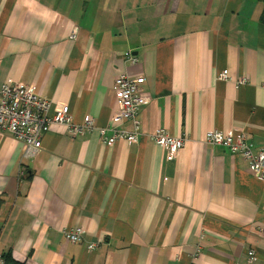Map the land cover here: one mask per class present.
I'll use <instances>...</instances> for the list:
<instances>
[{"label":"crops","instance_id":"1","mask_svg":"<svg viewBox=\"0 0 264 264\" xmlns=\"http://www.w3.org/2000/svg\"><path fill=\"white\" fill-rule=\"evenodd\" d=\"M263 10L264 0H0V88L29 86L50 113L67 106L74 123L96 126L70 138L51 124L29 157L0 131V256L245 264L252 250L264 264V180L204 142L241 132L264 151ZM121 74L142 77L149 102L136 142L105 145ZM158 129L183 138L176 156L151 140ZM75 228L81 243L65 238Z\"/></svg>","mask_w":264,"mask_h":264},{"label":"built area","instance_id":"2","mask_svg":"<svg viewBox=\"0 0 264 264\" xmlns=\"http://www.w3.org/2000/svg\"><path fill=\"white\" fill-rule=\"evenodd\" d=\"M124 58L131 65L138 63L136 57L130 52L124 54ZM222 80L228 79V74L223 71L219 74ZM247 80L243 78L240 84ZM144 79L128 74L119 75L113 83L114 101L117 111L113 115L112 127L100 128V140L105 145H113L118 140L125 139L130 143L138 140L139 121L138 115L149 98L143 90ZM123 122H131L132 132L118 131L116 126ZM51 124L62 125L66 128L70 138H75L91 132L96 128L94 120L86 116L80 123H74L67 106H58L52 113L49 103L35 95L29 86L7 84L0 88V131L7 132L17 142L24 145L25 156L36 154L41 148V138L48 131ZM109 129V130H108ZM112 134L106 137V133ZM151 140L161 147L167 157H174L183 148L184 140L174 137L164 129H158L151 136ZM206 144L226 148L230 154L240 157L246 163L250 173L260 180H264V151L253 150L249 147L246 137L241 132L224 134L220 131H210L204 136ZM65 238L70 243H81L82 232L79 228L65 232ZM93 245L90 246V249ZM256 255L252 250L245 252V264H252Z\"/></svg>","mask_w":264,"mask_h":264},{"label":"trees","instance_id":"3","mask_svg":"<svg viewBox=\"0 0 264 264\" xmlns=\"http://www.w3.org/2000/svg\"><path fill=\"white\" fill-rule=\"evenodd\" d=\"M261 23L264 24V10L261 16ZM1 264H31L28 260H17L13 257L12 253L7 252L0 256Z\"/></svg>","mask_w":264,"mask_h":264}]
</instances>
